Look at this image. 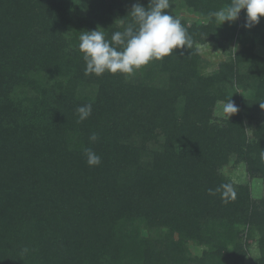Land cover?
I'll use <instances>...</instances> for the list:
<instances>
[{
  "label": "trees",
  "instance_id": "1",
  "mask_svg": "<svg viewBox=\"0 0 264 264\" xmlns=\"http://www.w3.org/2000/svg\"><path fill=\"white\" fill-rule=\"evenodd\" d=\"M230 3L169 0L190 48L129 76H86L80 32L110 41L149 0H0V264H247L254 244L251 264H264V17L245 29L242 10L220 26L209 13ZM211 41L239 48L206 75L182 51ZM230 99L238 113L217 119ZM230 163L261 182L260 198L225 177Z\"/></svg>",
  "mask_w": 264,
  "mask_h": 264
},
{
  "label": "clouds",
  "instance_id": "2",
  "mask_svg": "<svg viewBox=\"0 0 264 264\" xmlns=\"http://www.w3.org/2000/svg\"><path fill=\"white\" fill-rule=\"evenodd\" d=\"M169 0H149L145 8L135 4L130 11L132 22L123 31L112 34L111 40L105 38L102 29L80 32L79 51L85 61V75L94 74L101 76L109 74L132 75L152 61H162L174 55L175 49L190 48L192 39L181 21L169 14ZM242 10L246 12L245 29H251L260 23L264 17V0H231V3L218 11L209 13L220 26L225 22H234ZM224 118L230 120L231 116L238 113V107L228 100L221 101ZM264 109V104H259ZM79 120H86L92 113V105L79 106L76 109ZM90 142H96L98 136L92 133ZM86 163L89 167L99 166L101 157L91 148L86 149ZM264 159V150L261 151ZM231 192L235 198V191L230 184L222 186ZM219 191V189H217ZM209 194H214L209 190ZM24 253L27 248L22 250Z\"/></svg>",
  "mask_w": 264,
  "mask_h": 264
},
{
  "label": "rangeland",
  "instance_id": "3",
  "mask_svg": "<svg viewBox=\"0 0 264 264\" xmlns=\"http://www.w3.org/2000/svg\"><path fill=\"white\" fill-rule=\"evenodd\" d=\"M126 8H129L134 3H140L141 1L145 0H121ZM179 15L185 19H187L189 22L194 21L195 19H198V17L192 13H190L186 9H182L179 12ZM237 21V20H236ZM239 48V46H238ZM237 43H232L228 45L227 51H223V49L220 47V45L209 42L207 45L202 46L199 45L197 48H194L193 51L188 52L186 50L182 51V57L188 56L190 59L194 60L193 63H197L200 59L204 60L203 67H204V73L206 75L213 73L214 71H217L219 69V66L224 63L231 60L233 57L234 51L238 50ZM257 53L264 55V48H258L256 50ZM232 53V54H231ZM222 103H218L216 106V118L217 119H225L224 114L222 112ZM232 117V116H231ZM245 166L238 165L235 166L232 163L224 167L223 173L225 177H227L232 184L238 185L240 183L243 184H251L253 187V195L255 198H260L262 196V189H261V182L260 181H251L248 178V175L245 170ZM190 249L192 253L196 256L201 255L203 249L199 246L190 245ZM259 256V252L257 250V245L254 244L250 249V256L248 258L247 264H251L253 258H256Z\"/></svg>",
  "mask_w": 264,
  "mask_h": 264
}]
</instances>
